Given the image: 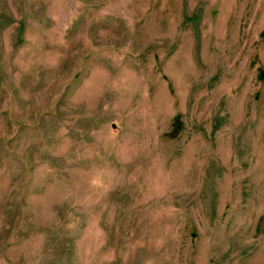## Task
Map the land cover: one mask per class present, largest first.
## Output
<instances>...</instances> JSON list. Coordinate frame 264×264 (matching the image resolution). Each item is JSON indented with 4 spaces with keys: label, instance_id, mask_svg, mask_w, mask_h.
<instances>
[{
    "label": "rangeland",
    "instance_id": "374dc122",
    "mask_svg": "<svg viewBox=\"0 0 264 264\" xmlns=\"http://www.w3.org/2000/svg\"><path fill=\"white\" fill-rule=\"evenodd\" d=\"M0 264H264V0H0Z\"/></svg>",
    "mask_w": 264,
    "mask_h": 264
}]
</instances>
